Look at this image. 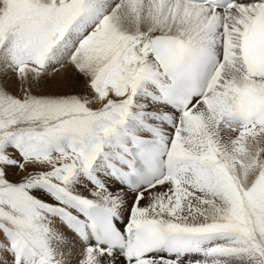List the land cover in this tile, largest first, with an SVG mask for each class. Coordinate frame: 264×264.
Wrapping results in <instances>:
<instances>
[{
    "label": "snow or ice",
    "instance_id": "6c2138e0",
    "mask_svg": "<svg viewBox=\"0 0 264 264\" xmlns=\"http://www.w3.org/2000/svg\"><path fill=\"white\" fill-rule=\"evenodd\" d=\"M0 264H264V0H0Z\"/></svg>",
    "mask_w": 264,
    "mask_h": 264
}]
</instances>
